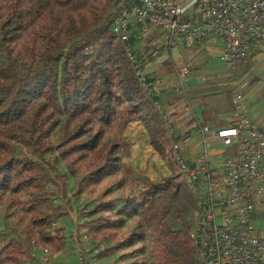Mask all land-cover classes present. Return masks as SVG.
Masks as SVG:
<instances>
[{
	"label": "trees",
	"instance_id": "trees-1",
	"mask_svg": "<svg viewBox=\"0 0 264 264\" xmlns=\"http://www.w3.org/2000/svg\"><path fill=\"white\" fill-rule=\"evenodd\" d=\"M127 5L0 0V192L17 199L36 246L51 256L60 253L65 236L51 231L62 214L52 204L57 183L50 157L74 177L77 194L94 203L80 229L93 234L98 256L145 246L149 238L154 264H199L190 238L194 202L181 177L154 182L140 175L138 196L125 195L119 182L136 174L124 163L130 144L122 132L130 122L144 123L164 159L171 141L154 78L145 75L146 91L112 30ZM145 25L132 24L128 42L142 69ZM113 180L118 189L107 186ZM116 192H122L121 203L112 197ZM131 215L136 229L124 239V217ZM29 262L33 257L20 239H0V264Z\"/></svg>",
	"mask_w": 264,
	"mask_h": 264
},
{
	"label": "built area",
	"instance_id": "built-area-1",
	"mask_svg": "<svg viewBox=\"0 0 264 264\" xmlns=\"http://www.w3.org/2000/svg\"><path fill=\"white\" fill-rule=\"evenodd\" d=\"M126 1L112 30L146 91L150 88L143 69L128 44L135 22L163 30L169 46L221 39V60L233 78L240 63L252 59L258 49L264 52V0H198L191 13L184 10L183 0ZM175 72L181 84L188 81V68ZM156 84L154 91L159 94ZM232 87L233 124L214 132V142H209V128L198 123L204 137L199 160L184 156L163 115L171 139L167 159L194 202L190 238L199 264H264V232L255 226L264 204V131L253 125L246 99L235 82ZM179 93L186 96L184 88ZM218 147L224 151L222 156ZM230 147H235L233 153H227Z\"/></svg>",
	"mask_w": 264,
	"mask_h": 264
},
{
	"label": "rangeland",
	"instance_id": "rangeland-1",
	"mask_svg": "<svg viewBox=\"0 0 264 264\" xmlns=\"http://www.w3.org/2000/svg\"><path fill=\"white\" fill-rule=\"evenodd\" d=\"M154 28L148 27L145 32L146 37L143 40L145 49L142 51V57L145 60L143 64L144 75L163 74L170 71V65L175 62L178 66H189L188 52L185 47L180 46L173 48L171 53L169 52L166 42L163 48L156 50L151 46L157 33L153 35ZM150 43V45H149ZM160 52L156 53L154 50ZM196 63L201 68L203 74H215V72L229 74L230 71L226 65L218 58L201 59ZM210 62V64H209ZM208 64V65H207ZM192 65V64H191ZM194 66V65H193ZM212 72V73H209ZM209 115L208 111H205V118ZM202 121V117H199ZM168 124L172 128L173 136H182L184 140L180 141V145L184 152V156L189 161H193L194 155H197L203 149V134L195 119L190 120V129L192 132V138H187L190 129L186 126L177 127L172 120H167ZM207 124V123H206ZM206 124L202 123V126L206 127ZM167 126V125H166ZM209 132L206 134L209 142H214L212 138L213 133L218 129L215 125H208ZM139 129L144 137L145 142L150 144L151 138L143 122L134 121L130 122L124 131L122 132V138L130 144V156L124 159V163L135 171L134 176H126L121 178L119 182L123 183L124 190H127L125 195H139L142 188L139 187L138 181L140 175H146L152 181H160L164 178L173 176H179L174 166L162 157L165 164L168 166L170 176L164 177L163 168H161L152 157L150 156L143 159L134 153L135 141L132 134V129ZM217 128V129H216ZM147 131V132H146ZM131 132V133H130ZM148 141V142H147ZM152 145V143H151ZM149 146V145H148ZM153 147V146H152ZM154 148V147H153ZM221 148V147H218ZM150 149V148H149ZM152 149V148H151ZM155 150V149H154ZM232 153L235 151V147H230ZM152 150H150L151 152ZM51 162V171L54 179L56 180L57 187L51 186V190L54 194L51 196L52 204L58 208L62 214L52 224V234L57 233L60 230V235L65 236V245L63 250L53 256L49 255L44 249L37 247L34 240L29 238L30 224L29 219L23 212L17 199L11 196H6L0 192V232L3 234L0 236L1 241L8 238H18L24 244L25 248L31 253L34 262L28 264H154L155 257L152 252L153 247L151 240L146 239L145 246L142 244H136L135 246L117 251L106 258H101L97 255V242L93 238V234L88 232L87 228L80 229L84 221L90 220L91 216L88 212L93 208L94 203L90 198L85 195H79L76 192V181L65 169L62 162L56 164L50 157L47 158ZM137 175V176H136ZM151 175V176H150ZM118 189L116 181H110L107 186ZM122 192H116L112 197L118 198L119 202H122ZM261 211L264 213V204ZM125 227L122 231L124 239H128L132 231L136 229L137 218L134 215L125 216ZM256 228L264 232V215L255 223Z\"/></svg>",
	"mask_w": 264,
	"mask_h": 264
},
{
	"label": "crops",
	"instance_id": "crops-1",
	"mask_svg": "<svg viewBox=\"0 0 264 264\" xmlns=\"http://www.w3.org/2000/svg\"><path fill=\"white\" fill-rule=\"evenodd\" d=\"M197 2L198 0H183L184 10L187 13L193 12L196 8ZM148 27L150 26L145 25L142 34L143 39L148 37H146L145 34ZM153 32V35L157 33V36L153 37L154 40L152 42L157 43L154 47L156 50L163 48L165 42L170 53L173 48L183 46L188 52L187 58L190 63L189 66H178L173 62L172 65H170V71L167 73L161 75L156 73L151 76L154 78L155 82H157L156 85L161 105L168 115V120H172L177 127L180 125L179 127L186 126L189 129L190 120L192 119H195L197 123L201 125L202 123H207L206 127L210 124L215 125L218 128H216L217 130L232 125V83L235 82L237 85L236 89L242 93L246 99L248 107L247 113L253 125L257 129L264 131V52L262 49H258L252 59L239 64L234 78L229 74L218 72L206 75L203 74L201 68L195 65H197L196 63H198L197 61L199 60V57H202L201 59H208L210 57L218 58L222 62L223 41L221 39H214L206 43L184 45L174 44L169 46L166 33L163 30L154 28ZM142 47L144 50L145 45ZM155 49L152 50L156 53H160ZM181 67H186L190 71L189 79L184 84H181L178 81L175 72L176 68ZM180 87L184 88L186 96L180 95ZM187 103H189L193 111L192 115L188 113ZM205 111L209 112V115L206 118L204 116ZM199 117H202V121L199 120ZM187 138H192L191 129L190 132H188ZM148 145L150 148L149 152L152 150L150 152L152 157L155 159L156 163L163 168L164 177L170 176L168 166L165 164L162 157L154 150L151 141L150 144L148 142ZM217 149V153L222 156V153L224 152L223 149ZM226 151L227 153H232L228 149ZM201 152L202 151L199 153L197 152V155H194V161L199 160Z\"/></svg>",
	"mask_w": 264,
	"mask_h": 264
},
{
	"label": "bare ground",
	"instance_id": "bare-ground-1",
	"mask_svg": "<svg viewBox=\"0 0 264 264\" xmlns=\"http://www.w3.org/2000/svg\"><path fill=\"white\" fill-rule=\"evenodd\" d=\"M131 133V132H130ZM132 134L134 136L135 141V149L134 153L145 159L150 156L149 147L145 142V138L143 137L142 132L139 129H132Z\"/></svg>",
	"mask_w": 264,
	"mask_h": 264
}]
</instances>
